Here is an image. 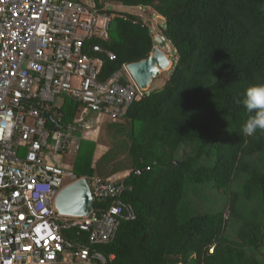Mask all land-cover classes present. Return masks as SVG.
I'll return each instance as SVG.
<instances>
[{
  "label": "trees",
  "instance_id": "1",
  "mask_svg": "<svg viewBox=\"0 0 264 264\" xmlns=\"http://www.w3.org/2000/svg\"><path fill=\"white\" fill-rule=\"evenodd\" d=\"M110 2L160 16L175 54L160 88L143 91L120 119L97 122L78 153L64 157L79 177L112 179L117 198L134 210L96 246L105 264H264V132L242 133L254 113L236 103L248 86L264 83V0H103L115 15L107 38L91 42L116 59L100 54L101 79L154 45L150 23L108 10ZM78 105L66 100L64 122ZM98 145L106 150L96 157ZM114 199H97L93 209ZM242 200L247 209L238 216ZM237 216L243 227L234 239L242 242L233 249L224 227ZM63 233L78 240L74 230Z\"/></svg>",
  "mask_w": 264,
  "mask_h": 264
},
{
  "label": "built area",
  "instance_id": "2",
  "mask_svg": "<svg viewBox=\"0 0 264 264\" xmlns=\"http://www.w3.org/2000/svg\"><path fill=\"white\" fill-rule=\"evenodd\" d=\"M102 2L0 0V264H105L96 246L111 241L121 221L135 218L110 178L86 177L94 201L115 197L106 210L78 217L54 207L61 189L85 177L55 157L75 156L93 136L97 122L88 112L118 120L144 91L126 63L100 78V54L116 59L91 42L107 38L115 15ZM67 99L79 105L64 122ZM64 230H74L78 240Z\"/></svg>",
  "mask_w": 264,
  "mask_h": 264
},
{
  "label": "water",
  "instance_id": "3",
  "mask_svg": "<svg viewBox=\"0 0 264 264\" xmlns=\"http://www.w3.org/2000/svg\"><path fill=\"white\" fill-rule=\"evenodd\" d=\"M154 45L149 55L139 61L127 63V70L134 83L141 89L147 90L153 79L170 68L171 62L169 43L160 34L153 36ZM55 126L49 114L45 115ZM94 206V197L89 181L83 177L67 186L58 193L54 207L61 215L86 216Z\"/></svg>",
  "mask_w": 264,
  "mask_h": 264
},
{
  "label": "rangeland",
  "instance_id": "4",
  "mask_svg": "<svg viewBox=\"0 0 264 264\" xmlns=\"http://www.w3.org/2000/svg\"><path fill=\"white\" fill-rule=\"evenodd\" d=\"M106 8L110 11H114V12H118V13H131V14H135V15L142 17L144 20H146L148 23H150V26H151L150 31H151L152 36L154 34L160 33V28L164 26V21L160 16H158L155 13H153L150 16V14L148 13L149 10H146L144 8H130V7H125L121 4H116V3L106 4ZM169 46H170V44H169ZM170 48H171V51L169 53V59H170L171 65H172L173 59H172L171 55H174L175 53H174V50L171 46H170ZM169 69L163 71L158 77L153 79L150 86L148 87V89L145 90L144 92L147 93L149 91L160 88L163 81L165 80V78L169 75V71H170ZM88 115L91 116L92 118H94L96 122H100L103 119L102 115L98 112L89 111ZM95 138H96V136H95ZM61 161L65 162V160L62 157H60V156L55 157V162L60 163ZM63 164H61V165H63ZM66 182H67V180L64 179V183H66ZM242 204H243L242 202L238 203L233 208L234 213L238 216L244 215L245 210L247 209L246 203H245V205H242ZM225 216H227V217L229 216L228 211H225ZM238 216H237V218H233L232 220H230L229 221L230 224L228 226L224 227L225 239L235 238V232L240 231L242 229L243 224L240 221ZM232 242L234 244V246L232 248L236 249L238 247V243H241L242 240L241 239H233ZM232 248H231V251L233 250ZM193 264H195V263H193Z\"/></svg>",
  "mask_w": 264,
  "mask_h": 264
},
{
  "label": "clouds",
  "instance_id": "5",
  "mask_svg": "<svg viewBox=\"0 0 264 264\" xmlns=\"http://www.w3.org/2000/svg\"><path fill=\"white\" fill-rule=\"evenodd\" d=\"M236 103L242 104L248 112L254 113L243 124L242 133L248 137H252L257 130L264 132V83H256L248 86L242 98L237 99ZM210 249V252H212L213 246Z\"/></svg>",
  "mask_w": 264,
  "mask_h": 264
},
{
  "label": "crops",
  "instance_id": "6",
  "mask_svg": "<svg viewBox=\"0 0 264 264\" xmlns=\"http://www.w3.org/2000/svg\"><path fill=\"white\" fill-rule=\"evenodd\" d=\"M111 4L112 3H116V4H121V3H118V2H110ZM106 150V148L103 146V145H98L97 148H96V154L95 156L96 157H99L101 155V153H103L104 151ZM231 239H234V238H231ZM212 247V246H211ZM210 247V248H211ZM209 248V252L211 251V249Z\"/></svg>",
  "mask_w": 264,
  "mask_h": 264
}]
</instances>
